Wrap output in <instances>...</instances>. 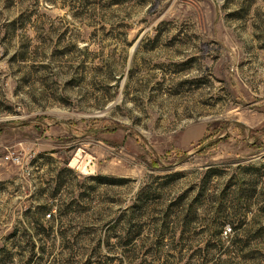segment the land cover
<instances>
[{"label": "rangeland", "instance_id": "obj_1", "mask_svg": "<svg viewBox=\"0 0 264 264\" xmlns=\"http://www.w3.org/2000/svg\"><path fill=\"white\" fill-rule=\"evenodd\" d=\"M0 264H264V0H0Z\"/></svg>", "mask_w": 264, "mask_h": 264}, {"label": "built area", "instance_id": "obj_2", "mask_svg": "<svg viewBox=\"0 0 264 264\" xmlns=\"http://www.w3.org/2000/svg\"><path fill=\"white\" fill-rule=\"evenodd\" d=\"M14 155H15V153L13 151H10L7 154V158L8 159H15V160H18L20 158L18 155L17 156H14ZM51 215H52L51 213H48L47 214L48 218H50ZM231 230H232L231 226L230 225H226L223 228L222 234L226 236L227 234H230Z\"/></svg>", "mask_w": 264, "mask_h": 264}]
</instances>
